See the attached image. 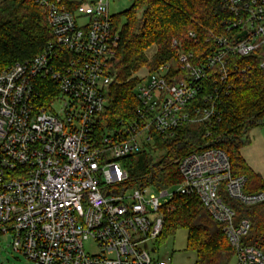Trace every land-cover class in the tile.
I'll list each match as a JSON object with an SVG mask.
<instances>
[{
	"label": "built area",
	"instance_id": "built-area-1",
	"mask_svg": "<svg viewBox=\"0 0 264 264\" xmlns=\"http://www.w3.org/2000/svg\"><path fill=\"white\" fill-rule=\"evenodd\" d=\"M30 1L44 9L53 39L35 58L0 72V235L8 245L30 264H171L152 258L150 245L180 196L198 199L223 227L238 264H264V252L244 243L251 223L237 220L221 196L254 207L264 193H246V178L233 176L223 150L207 144L176 160V192L153 193L122 168L182 127L210 138L220 97L252 69L238 60L250 57L264 72V0H224V32H207L208 52L178 50L176 67L161 65L138 84L134 118L99 136L120 39L109 0ZM189 38L197 41L193 32ZM47 79L56 93L42 102ZM87 243L97 252L88 253Z\"/></svg>",
	"mask_w": 264,
	"mask_h": 264
},
{
	"label": "trees",
	"instance_id": "trees-1",
	"mask_svg": "<svg viewBox=\"0 0 264 264\" xmlns=\"http://www.w3.org/2000/svg\"><path fill=\"white\" fill-rule=\"evenodd\" d=\"M227 17L224 0H132L127 10L114 15L119 46L109 62L112 82L105 95L107 106L95 127L96 135L115 127L119 119L134 118L139 105L135 89L141 82L137 76L140 71L146 69L152 73L164 64L176 67L178 50L208 52L204 43L207 32L223 33L222 23ZM190 32L197 41L189 38ZM52 39L43 8L30 0H0V72L35 58ZM174 41L178 42L177 47L173 46ZM153 47L156 51L149 57ZM238 62L252 65V69L234 81L228 96L220 97L219 116L210 138H204L203 130L190 126L179 129L168 141L158 138L155 151L129 159V174L135 184L152 185L159 190L174 187L182 181L176 160L208 144L228 155L234 177L246 178V193H264V178L241 155V150L251 143L249 131L264 128V72L250 57ZM40 92L42 102H49L56 93L54 83L48 79L41 81ZM157 151L164 154L155 160L153 155ZM221 196L234 210L237 220L247 219L251 223L245 245L264 252V203L245 207L230 200L224 192ZM164 215L159 244L184 230L188 233L187 251L196 255L195 264L231 263L235 251L223 227L208 215L198 199L176 196Z\"/></svg>",
	"mask_w": 264,
	"mask_h": 264
},
{
	"label": "rangeland",
	"instance_id": "rangeland-1",
	"mask_svg": "<svg viewBox=\"0 0 264 264\" xmlns=\"http://www.w3.org/2000/svg\"><path fill=\"white\" fill-rule=\"evenodd\" d=\"M71 4H83L87 2H92L93 0H68ZM132 0H109L110 13L114 16L123 11L127 10L131 6ZM156 48L153 47L149 50V57L154 54ZM174 65V64H173ZM12 66V65H11ZM9 66V67H11ZM7 67V68H9ZM6 68V69H7ZM4 71V70H3ZM150 72L146 69L140 71L137 76L145 83L149 78ZM137 88V87H136ZM136 90V89H135ZM248 137L251 139L254 146L250 149L242 151L244 154L248 155L250 151L252 152L251 159L255 163L260 171H263L264 175V160L262 162V155H264V128L252 129L248 133ZM246 147V146H245ZM244 147V148H245ZM164 153L162 151L155 152L154 159L158 160L162 157ZM124 172L127 174V178L130 177L128 166L122 165ZM263 169V170H262ZM182 185V181L176 184L174 187L170 188V192H176ZM153 193L158 194L156 187L151 189ZM164 201V200H163ZM187 240L188 233L184 230H179L175 237L169 238L162 243H152L151 249H155V253H151V257L156 260H165L171 264H195L196 255L193 252L187 251ZM86 250L88 253H96L97 250L95 246L91 243L86 244ZM0 264H30L25 257L21 254L15 252L12 247L8 245L7 238L0 235ZM230 264H238L237 257L234 256Z\"/></svg>",
	"mask_w": 264,
	"mask_h": 264
},
{
	"label": "crops",
	"instance_id": "crops-1",
	"mask_svg": "<svg viewBox=\"0 0 264 264\" xmlns=\"http://www.w3.org/2000/svg\"><path fill=\"white\" fill-rule=\"evenodd\" d=\"M263 145H264V143H263ZM254 146V144L252 143V141H251V143L249 144V145H247L245 148H243L242 150H241V155H242V157H243V159L246 161V163L256 172V173H258V174H260L263 178H264V175H263V171H260L257 167H255L256 165H255V163L252 161V159H251V157H253L252 156V152L250 151L249 153H247L248 155H246V154H244V152H242V151H245V150H247L248 151V149H250V148H252ZM263 160H264V155H262V162H263ZM263 170V169H262Z\"/></svg>",
	"mask_w": 264,
	"mask_h": 264
}]
</instances>
